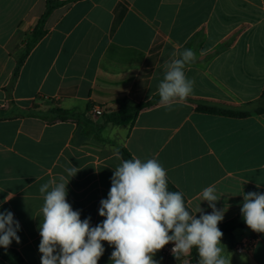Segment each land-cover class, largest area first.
<instances>
[{"label":"crops","instance_id":"obj_1","mask_svg":"<svg viewBox=\"0 0 264 264\" xmlns=\"http://www.w3.org/2000/svg\"><path fill=\"white\" fill-rule=\"evenodd\" d=\"M53 1L62 4L14 79L47 0H0V212L11 211L20 225V243L10 248L41 264L39 189L61 175L70 180L67 200L81 219L102 222L100 201L123 149L142 161L157 159L197 217L199 206L212 211L200 194L214 186L216 207L225 210L218 227L241 213L243 193H264V114L256 112L264 90V0ZM186 48L196 54L184 69L194 91L171 110L160 103L125 127L100 128L103 117L89 116L95 105L110 114L123 101L159 95L165 61ZM49 109L79 118L48 122L39 114ZM73 165L80 171L71 178L65 169ZM233 235V246L221 240L231 264H264V233L245 225ZM245 242L251 249L238 253ZM102 243L98 264H111L113 248ZM168 245L154 255L158 264L190 261V254L166 253ZM0 264L8 263L0 257Z\"/></svg>","mask_w":264,"mask_h":264},{"label":"clouds","instance_id":"obj_2","mask_svg":"<svg viewBox=\"0 0 264 264\" xmlns=\"http://www.w3.org/2000/svg\"><path fill=\"white\" fill-rule=\"evenodd\" d=\"M172 55L164 63L163 79L158 84L160 103L168 110L174 101H183L194 91V81L184 69L196 60L195 52L186 48ZM65 171L72 178L80 169L73 165ZM166 177V169L157 159L122 160L113 170L107 198L100 201L99 215L104 219L95 226L90 217L81 219L80 211L68 202L70 180L65 176L41 185V264H98L105 252L102 242L113 248L111 264H158L154 255L170 243L176 258L195 248L199 264H231L223 255V232L218 224L225 210L216 207L220 198L215 187L208 186L200 194L212 211L206 213L199 206L197 217L186 210L182 192L168 190ZM242 196L240 211L245 224L256 233H264V193ZM19 229L11 211L0 212V247L7 249L13 240L20 243Z\"/></svg>","mask_w":264,"mask_h":264},{"label":"trees","instance_id":"obj_3","mask_svg":"<svg viewBox=\"0 0 264 264\" xmlns=\"http://www.w3.org/2000/svg\"><path fill=\"white\" fill-rule=\"evenodd\" d=\"M62 3L53 1V0H47V10L45 14L40 19L39 23L35 27L34 31L32 32V40L31 42L26 46V49L24 53L19 57L17 62V67L14 74V79L17 78L19 71L24 63V60L29 53L30 49L45 35L44 26L45 23L52 13V11L59 7ZM160 104V97L159 95L155 96L153 99L147 102H142L135 105H130L127 103V101H123L120 105V109L117 112L105 114L103 116L104 123L100 128L107 126V125H113V126H129L133 125L139 115V113L145 109L157 106ZM260 106L257 108L256 112L258 114H264V90L262 92L260 101ZM203 112H208L212 114H221L226 116H244L246 113L242 112H234V111H226V110H220L216 108H208V107H202L200 108ZM42 118L47 120L48 122H57V121H67V120H76L79 117L70 111L62 110V109H49L46 112H41L39 114ZM121 156L123 160L127 159H133L131 154L123 149L121 151ZM167 187L169 191L177 192L178 190L168 181L167 179ZM184 198V197H183ZM186 210L190 212V210L187 208L186 205V199L184 198ZM191 213V212H190ZM245 222L242 218L241 213L234 218L233 220L222 224L219 229L223 232V236H226L229 238V244L230 246H233L234 244V235L233 233L237 229L244 228ZM190 255L192 256V262L194 264H199L200 257L196 251L195 248L192 249ZM0 257L5 260L8 264H28L25 259L22 257V255L15 249L8 247L7 249L0 247Z\"/></svg>","mask_w":264,"mask_h":264},{"label":"built area","instance_id":"obj_4","mask_svg":"<svg viewBox=\"0 0 264 264\" xmlns=\"http://www.w3.org/2000/svg\"><path fill=\"white\" fill-rule=\"evenodd\" d=\"M105 114H107V111L103 107H100L98 105L93 106L89 111V116L91 118H101ZM251 246H252L251 242H245V243L237 245L236 251L238 253H245L251 249ZM172 247H173V244L168 245L166 249V253L172 254V251H171ZM191 262H192V256L190 257V261H188L187 264H191Z\"/></svg>","mask_w":264,"mask_h":264},{"label":"rangeland","instance_id":"obj_5","mask_svg":"<svg viewBox=\"0 0 264 264\" xmlns=\"http://www.w3.org/2000/svg\"><path fill=\"white\" fill-rule=\"evenodd\" d=\"M46 111H48V110H46ZM46 111H44V112H46ZM43 112V111H42ZM225 239H227V237H225Z\"/></svg>","mask_w":264,"mask_h":264}]
</instances>
